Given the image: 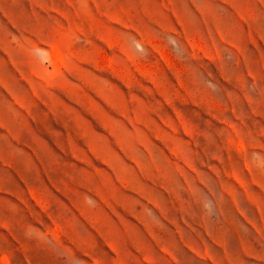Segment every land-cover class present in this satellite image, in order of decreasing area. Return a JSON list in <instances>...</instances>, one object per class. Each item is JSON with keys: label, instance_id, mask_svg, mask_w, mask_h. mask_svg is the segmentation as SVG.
Returning <instances> with one entry per match:
<instances>
[{"label": "rangeland", "instance_id": "obj_1", "mask_svg": "<svg viewBox=\"0 0 264 264\" xmlns=\"http://www.w3.org/2000/svg\"><path fill=\"white\" fill-rule=\"evenodd\" d=\"M0 264H264V0H0Z\"/></svg>", "mask_w": 264, "mask_h": 264}]
</instances>
